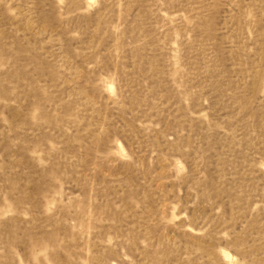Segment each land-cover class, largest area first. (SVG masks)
<instances>
[{"label":"rangeland","instance_id":"1","mask_svg":"<svg viewBox=\"0 0 264 264\" xmlns=\"http://www.w3.org/2000/svg\"><path fill=\"white\" fill-rule=\"evenodd\" d=\"M0 264H264V0H0Z\"/></svg>","mask_w":264,"mask_h":264}]
</instances>
